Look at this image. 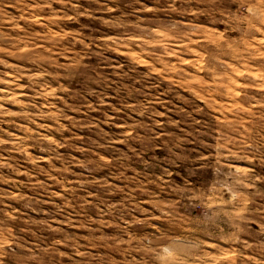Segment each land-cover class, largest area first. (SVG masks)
<instances>
[{"label":"rangeland","instance_id":"1","mask_svg":"<svg viewBox=\"0 0 264 264\" xmlns=\"http://www.w3.org/2000/svg\"><path fill=\"white\" fill-rule=\"evenodd\" d=\"M0 264H264V0H0Z\"/></svg>","mask_w":264,"mask_h":264}]
</instances>
